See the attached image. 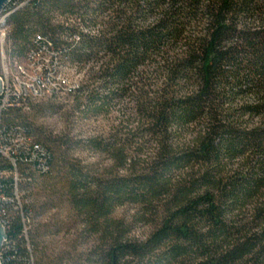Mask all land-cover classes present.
I'll return each mask as SVG.
<instances>
[{
  "label": "trees",
  "instance_id": "obj_1",
  "mask_svg": "<svg viewBox=\"0 0 264 264\" xmlns=\"http://www.w3.org/2000/svg\"><path fill=\"white\" fill-rule=\"evenodd\" d=\"M4 14L11 59L47 48L85 71L74 117L117 116L68 140L5 110L46 169L0 157L2 195L21 196L3 264H77L25 198L39 179L95 237L86 264H264V0H13ZM83 145L110 165L68 161Z\"/></svg>",
  "mask_w": 264,
  "mask_h": 264
},
{
  "label": "rangeland",
  "instance_id": "obj_2",
  "mask_svg": "<svg viewBox=\"0 0 264 264\" xmlns=\"http://www.w3.org/2000/svg\"><path fill=\"white\" fill-rule=\"evenodd\" d=\"M8 29L9 27L7 26L5 49L9 45ZM7 55L8 51H6V58H4L0 49V76L3 78L12 71ZM84 72L79 67H73L65 62L62 63L58 77L61 80L65 79L66 84L60 95L47 97V99L34 103L32 111L22 112V118L24 119L22 121H26L30 126H33L37 134L39 133L45 138L51 137L52 139L61 138L64 135L68 140H87L86 138L91 136L96 129L103 130L117 114L111 115L108 119L99 118L95 122L84 118L82 120L71 114V106L73 105L71 92L75 86L83 84L85 80ZM70 89L72 90L70 91ZM68 161L73 163L80 161L94 172L95 170H103L110 165L108 158L93 154L84 145L79 150L72 148L68 154ZM54 186L51 181L46 183L44 179H39L30 188L31 191L27 192L25 198L37 208V221L47 227L46 231L48 233L45 232L47 233L46 241L51 246H54L55 252L61 254L71 253L77 264H86L82 255L92 250L95 237L87 234V230L84 229L82 222L80 223L79 219L73 214L69 204L60 201L59 187ZM129 209H121L119 214L130 212ZM59 226L64 227V229ZM59 228L61 229L60 231ZM144 230L145 228L139 231L136 230L135 234L142 236ZM53 232H56V234Z\"/></svg>",
  "mask_w": 264,
  "mask_h": 264
},
{
  "label": "built area",
  "instance_id": "obj_3",
  "mask_svg": "<svg viewBox=\"0 0 264 264\" xmlns=\"http://www.w3.org/2000/svg\"><path fill=\"white\" fill-rule=\"evenodd\" d=\"M6 16L7 14H4V18ZM5 24L6 20L0 27V49L4 58H6V51L8 49V45L6 49L4 47L7 37ZM7 58L12 71L9 75L6 74L4 78L0 76L4 82L0 98V157L7 159L15 168L20 160H25L32 165L33 169L44 171L46 163L44 160V149L41 144L28 136L24 129L19 126H8L4 122L3 117L7 108L29 112L32 104L47 99V97H57L60 95L66 84L65 79L61 80L58 77L62 64H60V58L55 52L47 48L38 47L30 49L28 55L21 60L11 59L9 52ZM8 174L7 170L3 171L0 169V219L5 231L6 223L4 216L6 204L9 202L21 203L17 192L15 197H8L1 193V180ZM17 180L18 173L15 177L16 182ZM7 241L8 237L2 246V250L6 246ZM0 263H2L1 258Z\"/></svg>",
  "mask_w": 264,
  "mask_h": 264
},
{
  "label": "water",
  "instance_id": "obj_4",
  "mask_svg": "<svg viewBox=\"0 0 264 264\" xmlns=\"http://www.w3.org/2000/svg\"><path fill=\"white\" fill-rule=\"evenodd\" d=\"M11 1L12 0H0V27L5 22L6 17L4 18V12H5L6 7L8 6V4ZM3 88H4V82L0 78V98H1V94L3 92ZM7 237H8V235H7L5 228L2 224V221L0 219V251L2 250V246L4 245ZM0 264H2V263H0Z\"/></svg>",
  "mask_w": 264,
  "mask_h": 264
}]
</instances>
